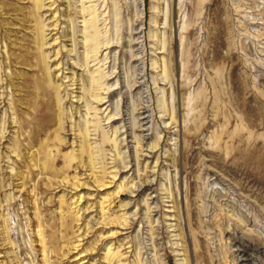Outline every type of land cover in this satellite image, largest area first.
Segmentation results:
<instances>
[{
	"label": "rangeland",
	"instance_id": "obj_1",
	"mask_svg": "<svg viewBox=\"0 0 264 264\" xmlns=\"http://www.w3.org/2000/svg\"><path fill=\"white\" fill-rule=\"evenodd\" d=\"M0 264H264V0H0Z\"/></svg>",
	"mask_w": 264,
	"mask_h": 264
}]
</instances>
